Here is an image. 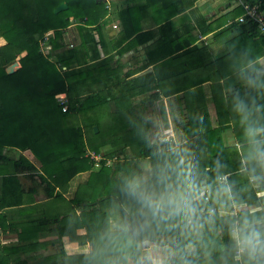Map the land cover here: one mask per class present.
<instances>
[{
    "label": "trees",
    "instance_id": "trees-1",
    "mask_svg": "<svg viewBox=\"0 0 264 264\" xmlns=\"http://www.w3.org/2000/svg\"><path fill=\"white\" fill-rule=\"evenodd\" d=\"M250 1L264 10L263 0ZM63 2L68 9L56 12ZM105 5L101 0H0V159L11 161L15 169L0 179V207L24 204L18 173L26 160L21 156L12 161L2 151L5 147L29 149L43 168L44 174L36 179L44 186V198L64 200L63 193L79 175L73 198L65 199L70 207L51 219L56 226L50 231L81 244L90 241L93 248L88 254L67 256L68 263L79 259L85 264H137L129 257H138L144 260L139 264H153L145 248L154 243L172 249L175 257L169 264H264V195H258L264 192V132L256 136L260 142L242 147L241 156L237 147L223 146L221 132L229 127L224 124L218 141H209L213 148L206 160L197 162V180L190 162H180L177 149L170 151L172 144H152L138 130L131 133L139 138L138 146L124 163L107 165L105 157L97 161L87 153L89 149L98 155L108 144L113 145L106 148L108 157H118L123 151L120 138L114 140L117 134L105 129V120L78 125L71 119L77 113L103 111L108 101L104 72L109 59L96 60L98 46L106 44L102 34ZM129 11L121 12L131 19ZM242 13L240 6L239 16ZM71 17L82 22L76 26L78 38L72 47L65 40ZM122 20L124 38L132 37L136 32L129 31L128 21ZM237 23L242 32L260 36L256 23ZM51 30V50L44 53L40 42ZM15 61L20 68L8 73L7 67ZM62 93L66 94V110L58 99ZM254 94L263 98L264 89L257 85ZM256 102L263 106L264 98ZM94 125H98L97 132ZM235 134L242 145L252 141L247 132L236 130ZM252 150L257 159L249 153ZM144 158L151 160V174L138 180L142 169L137 160ZM224 174H229L227 183L219 180ZM202 184L210 189L209 203L200 196ZM208 205L227 211L237 205L239 209L236 215H207L202 208ZM253 207L260 209L251 211ZM78 228L86 232L78 234ZM252 232L260 233L255 249L246 241ZM239 240L244 241L240 244ZM239 247L243 249L238 253ZM0 250L5 252L0 256L2 264L12 254L8 246Z\"/></svg>",
    "mask_w": 264,
    "mask_h": 264
},
{
    "label": "crops",
    "instance_id": "crops-1",
    "mask_svg": "<svg viewBox=\"0 0 264 264\" xmlns=\"http://www.w3.org/2000/svg\"><path fill=\"white\" fill-rule=\"evenodd\" d=\"M101 1L107 9L102 29L106 44L104 48L98 46L96 60L109 59L104 72L108 100L104 108L105 129L117 134L114 140L120 138L123 150L119 158L116 155L107 158L109 165L114 161L124 163L133 153V147L138 146L139 138H133L131 134L134 130L142 132L152 144H172L170 151L177 149L180 162H190L195 180L198 179L197 162L206 160L208 150L213 148L209 147V141H218L217 134L224 124L229 127L221 132L223 146L237 147L241 156L243 146L260 142L261 138L256 136L264 132V105L256 101L264 97L256 96L254 91L257 85L264 89V34L260 32V36H255L241 31L237 23L240 5L234 0ZM127 9L131 10V19L122 15L121 11ZM122 19L128 21L129 31L136 32L130 38H124ZM79 23L82 22L71 17V25L65 33L70 47L78 38L76 26ZM46 34L49 39L53 31ZM50 50L47 40L42 51L49 53ZM165 52L170 56L162 58L161 54ZM101 84L97 83L96 87ZM236 130L247 132L252 141L240 144ZM111 146L108 144L107 148ZM5 149H9L8 154ZM2 153L12 161L21 156L26 158L18 173L24 204L0 207V249L8 246L12 254L2 264H13V259L14 264L18 261H23L20 264H85L79 259L68 263L67 256L90 253L92 242L81 244L68 235L59 236L50 231L56 226L51 219L62 215L63 211L53 206L56 204L53 201L58 198L43 197L44 186L36 179L43 173L38 159L29 149L5 147ZM249 153L258 158L254 150ZM178 155L172 154L177 159ZM137 161L142 169L138 180L149 178L150 158ZM30 165L35 168L29 169ZM11 166V161L0 159V179L15 171ZM224 175L227 183L229 174ZM78 181L79 175L63 193L66 200L70 194L73 198ZM18 192L14 191L15 196ZM258 195H264V192ZM35 196L37 201L30 202ZM233 207L232 211L223 210L230 214L239 206ZM259 209L253 207L251 211ZM85 232V228L77 229L78 234ZM243 241L239 240V243ZM151 244L155 247H149L150 252L156 254L152 255L153 264H169L175 257L169 247ZM14 245L18 249L15 247L14 250ZM2 255L5 252L0 250ZM140 259V263L144 261Z\"/></svg>",
    "mask_w": 264,
    "mask_h": 264
},
{
    "label": "built area",
    "instance_id": "built-area-1",
    "mask_svg": "<svg viewBox=\"0 0 264 264\" xmlns=\"http://www.w3.org/2000/svg\"><path fill=\"white\" fill-rule=\"evenodd\" d=\"M238 5H240L243 8V13L237 18V20L241 23H245L248 21H252L258 25L259 31L264 34V10L261 9L260 5L256 2L250 1V0H234ZM48 34L44 36V39L41 40L40 45L41 49L46 48L47 46V40H48ZM63 104V110L67 109V99L65 95H61L58 98ZM92 154V158L94 159H99L100 156L95 155L94 153H89ZM110 161L108 160V163ZM226 175H223L220 177L221 182L226 181ZM210 189L206 184H203L201 187V194L200 196L203 197L204 201L206 203L210 202ZM202 211L206 213L207 215H212V214H225L226 211L223 210V208L215 206V205H208L202 208ZM241 252V249L239 248L238 253Z\"/></svg>",
    "mask_w": 264,
    "mask_h": 264
},
{
    "label": "rangeland",
    "instance_id": "rangeland-1",
    "mask_svg": "<svg viewBox=\"0 0 264 264\" xmlns=\"http://www.w3.org/2000/svg\"><path fill=\"white\" fill-rule=\"evenodd\" d=\"M97 118H98V122H100V121H103L104 122V120H105V118H106V109H103V111H97L96 109L95 110H90L89 112H85V113H77V114H74L73 116H71V119H72V122L74 123V124H78V125H83V124H89V123H91V122H93L94 120H97ZM82 126V127H84V128H86V126ZM95 126V125H94ZM94 126H93V129H94ZM98 126V125H97ZM106 148L107 147H103L102 149H103V151L100 153V154H98L100 157H105L106 159L107 158H111V157H108V154H107V150H106ZM6 150V153L8 154V151L7 150H9V149H5ZM89 150V149H88ZM87 153H93L91 150L90 151H88ZM122 158V157H121ZM112 159V158H111ZM97 161H99L98 159H97ZM108 160H106V162H107ZM107 165H109V164H107ZM198 177V176H197ZM76 189V188H75ZM74 189V190H75ZM75 192V191H74ZM73 193V192H72ZM73 194H70L68 197L69 198H71V196H72ZM68 198V199H69ZM53 202H55L56 204L55 205H53L54 207L56 206V207H60V208H62V211H64V210H66V208H68V207H70V205H69V202L68 201H66L65 199L63 200L62 198H58L56 201L54 200ZM236 212L237 211H234L233 213H230V214H232V215H236ZM118 214V213H117ZM226 214V213H225ZM230 214H228V215H230ZM119 215V214H118ZM114 223V222H113ZM113 225V224H112ZM115 227H117V224H116V226ZM152 245L153 244H148L147 245V249H146V253H147V255H149L150 257V259L151 260H153V257H152V255H156L155 253H152L151 254V250L149 249V247L151 248L152 247ZM154 247H155V245H153ZM168 250H169V248H167ZM165 253H167L166 251H165ZM98 255V254H97ZM130 261H132V259H130ZM208 264V263H207Z\"/></svg>",
    "mask_w": 264,
    "mask_h": 264
},
{
    "label": "water",
    "instance_id": "water-1",
    "mask_svg": "<svg viewBox=\"0 0 264 264\" xmlns=\"http://www.w3.org/2000/svg\"><path fill=\"white\" fill-rule=\"evenodd\" d=\"M264 1V0H263ZM68 3H66V2H63V3H61L60 5H58L56 8H55V11L56 12H60V11H62V10H66V9H68ZM20 63L18 62V61H15L14 63H12L11 65H9L8 67H7V72L8 73H13V72H15L16 70H18L19 68H20ZM94 130L97 132L98 131V127L97 126H94ZM130 259H132V261H130V262H132V263H140V261H141V259L140 258H138V257H131Z\"/></svg>",
    "mask_w": 264,
    "mask_h": 264
},
{
    "label": "clouds",
    "instance_id": "clouds-1",
    "mask_svg": "<svg viewBox=\"0 0 264 264\" xmlns=\"http://www.w3.org/2000/svg\"><path fill=\"white\" fill-rule=\"evenodd\" d=\"M259 236L260 233L252 232L246 237L247 243L251 245L253 249H255L256 244L260 243Z\"/></svg>",
    "mask_w": 264,
    "mask_h": 264
}]
</instances>
